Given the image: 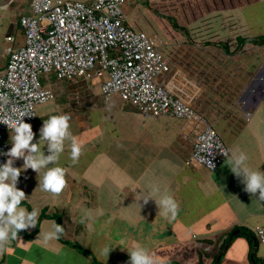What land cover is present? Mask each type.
<instances>
[{
    "label": "crops",
    "instance_id": "0c3cea01",
    "mask_svg": "<svg viewBox=\"0 0 264 264\" xmlns=\"http://www.w3.org/2000/svg\"><path fill=\"white\" fill-rule=\"evenodd\" d=\"M177 3L186 10L196 1L126 0L125 23L144 30L162 51L167 67L160 79L187 98L194 117L144 115L118 93L106 98L102 94L106 72L72 79L57 78L54 72L42 74L40 82L52 89L53 98L35 105L36 118L30 122L36 134L33 142L39 140V128L49 114H68L70 132L83 141V150L73 163L70 140L65 141L59 164L66 169L67 183L59 194L41 191L35 170L22 171L17 184L25 192L22 207L31 211L35 206L39 218L36 226L9 241L0 253V264H93L90 255L61 236L90 250L101 264L116 254L129 257L126 248L115 246L117 241L128 247L143 243L166 263L257 264L254 255L264 262V244L239 232L243 228L254 233L253 228L264 223V200L245 191L226 155L215 169L195 159L186 162L197 133L211 125L227 155L239 148L247 154L249 167L264 171V44L249 43L239 51L225 52L210 44L190 47L168 26L161 32L146 29L149 18H163L157 7L178 11ZM31 13L32 0H0V70L8 51L23 44L20 18ZM179 15L188 26L199 18ZM248 18L264 30V14ZM9 131L4 134L8 141ZM38 144L43 151L44 142ZM23 163L18 158L14 166ZM153 187L174 196L179 205L175 220L159 214L154 198L147 203L141 199ZM54 223L65 231L58 240L45 242L43 233ZM230 233L237 235L224 245ZM109 245L113 248L107 258L102 250Z\"/></svg>",
    "mask_w": 264,
    "mask_h": 264
},
{
    "label": "built area",
    "instance_id": "2783aa9c",
    "mask_svg": "<svg viewBox=\"0 0 264 264\" xmlns=\"http://www.w3.org/2000/svg\"><path fill=\"white\" fill-rule=\"evenodd\" d=\"M126 0H32V13L20 23L24 42L8 51L0 70V94L8 103L0 115L13 110L31 109L25 122L36 118L35 105L53 98L49 86L40 82L42 74L54 72L57 78L90 77L106 72L102 94L118 93L123 100L138 106L144 115H171L192 119L195 110L171 83L160 78L167 67L162 51L141 29L125 23ZM9 130L0 123V163L11 142ZM228 153L218 132L206 125L193 142L191 159L215 169ZM206 159V162L202 161ZM210 161L211 164H207ZM256 239L264 244V223L253 228Z\"/></svg>",
    "mask_w": 264,
    "mask_h": 264
},
{
    "label": "clouds",
    "instance_id": "9594fccd",
    "mask_svg": "<svg viewBox=\"0 0 264 264\" xmlns=\"http://www.w3.org/2000/svg\"><path fill=\"white\" fill-rule=\"evenodd\" d=\"M8 100L4 94H0V111ZM25 115H34L31 109L11 112H4L0 115V123L7 125L9 131V141L11 147L3 152L7 156L6 162L0 163V253L6 250L9 241L18 237L21 230L36 226L39 218V210L33 206L31 211L22 207L25 192L17 187L22 171L31 168L37 172L38 186L41 191L59 194L65 187L66 169L59 164L60 156L65 151V141L70 140L69 155L73 163L77 162L82 154L83 141H80L70 132L68 114H49L43 120L39 128L40 137L38 141L44 142V150L34 141L36 135L32 125L25 122ZM46 146V150H45ZM227 165L231 171L240 178L245 191L253 195H258L260 200H264V171L254 170L248 166V156L239 148L234 147L231 155H227ZM23 158V165L14 166V161ZM206 162V159L202 161ZM213 164L207 161V164ZM150 198L155 199L158 205L159 214L168 220H175L178 215L179 205L174 196L160 193V189L153 187L147 190V196L141 197L145 203ZM140 199V200H141ZM85 219L90 218V214L84 213ZM65 231V227L60 223H54L51 230L43 233L45 242L58 240ZM116 245H121L129 253L128 264H166L162 259L153 256L143 243L136 242L134 246L128 247L126 244L117 241ZM109 245L102 251L107 253ZM107 259L104 261L106 262Z\"/></svg>",
    "mask_w": 264,
    "mask_h": 264
},
{
    "label": "rangeland",
    "instance_id": "374dc122",
    "mask_svg": "<svg viewBox=\"0 0 264 264\" xmlns=\"http://www.w3.org/2000/svg\"><path fill=\"white\" fill-rule=\"evenodd\" d=\"M196 3L188 4V8H181L182 4L177 3L178 11L176 9L163 10L161 7H157L158 11L164 14L175 16L181 24L186 25L189 28V33L193 42L187 40L178 31V36H182V42L190 44V47H196L202 44L206 39L209 40H225L234 45L235 36L238 34L242 35H256L264 30H258L257 27L252 24L253 20L248 17L252 14L260 16L264 14V0H195ZM249 5L247 9L245 6ZM260 9V11L255 10ZM245 10L243 14L242 11ZM179 14H198V19H192L195 21L191 26H188L185 20L181 19ZM146 29L157 30L158 32L164 31L165 27L168 26L170 29V23L165 18H160L154 21L149 18ZM263 20H256V22H262ZM250 26H248V25ZM211 25H213L211 27ZM264 27V26H263ZM262 29V28H261ZM175 30V29H174ZM177 31V30H176ZM249 43H246V45ZM178 49H180L178 47ZM192 54L191 52L187 51ZM194 54V53H193ZM211 59V58H208ZM42 81V80H41Z\"/></svg>",
    "mask_w": 264,
    "mask_h": 264
},
{
    "label": "trees",
    "instance_id": "16d2710c",
    "mask_svg": "<svg viewBox=\"0 0 264 264\" xmlns=\"http://www.w3.org/2000/svg\"><path fill=\"white\" fill-rule=\"evenodd\" d=\"M237 1H240V0H237ZM253 3V0H251V4ZM249 5H246L245 6V9H247ZM255 10H258L260 11V9L258 8H255ZM243 14L245 13V10L242 11ZM160 13V12H159ZM161 17L167 19L170 23V26L179 31L183 36H185L187 38L188 41L190 42H193V40L191 39V35L189 33V28L184 25V24H181L180 22H178L177 18L175 16H171V15H168V14H159ZM203 44H210V45H215V46H218L220 47L221 49H223L225 52H228L229 50H231L232 52H236V51H239L242 49V47L246 44V43H251V44H254V45H260V44H264V33L263 34H256V35H236L235 36V47L233 48H230V44L229 42L225 41V40H205L202 42ZM239 232L242 233V234H246V235H251V236H255L254 233H249L246 229H243V228H240L239 229ZM234 235H237L236 234H229L227 239L225 240L224 242V245H226L230 240L231 238L234 236ZM61 239L64 240L65 242L67 243H70L74 246H77L78 248H80L81 250H83L86 254L90 255L92 261H93V264H101L97 258L94 256V254L88 250L87 248L83 247L82 245H80L79 243L77 242H74V241H68L64 238H62L61 236ZM223 245V246H224ZM222 246V248H223ZM254 257V262H257V264H264V262L260 259H258L255 255L253 256ZM121 259H125V260H129V257L126 256L125 254H116L114 255L112 258H110L108 264H117V262ZM166 264H181V263H178V262H167Z\"/></svg>",
    "mask_w": 264,
    "mask_h": 264
},
{
    "label": "water",
    "instance_id": "95a60500",
    "mask_svg": "<svg viewBox=\"0 0 264 264\" xmlns=\"http://www.w3.org/2000/svg\"><path fill=\"white\" fill-rule=\"evenodd\" d=\"M238 231V229L237 230H235V232H237ZM218 259H219V257L217 258V261H218Z\"/></svg>",
    "mask_w": 264,
    "mask_h": 264
}]
</instances>
